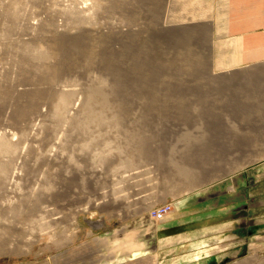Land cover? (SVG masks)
Here are the masks:
<instances>
[{
	"label": "rangeland",
	"instance_id": "obj_1",
	"mask_svg": "<svg viewBox=\"0 0 264 264\" xmlns=\"http://www.w3.org/2000/svg\"><path fill=\"white\" fill-rule=\"evenodd\" d=\"M170 22L0 0V264H264V76Z\"/></svg>",
	"mask_w": 264,
	"mask_h": 264
},
{
	"label": "crops",
	"instance_id": "obj_2",
	"mask_svg": "<svg viewBox=\"0 0 264 264\" xmlns=\"http://www.w3.org/2000/svg\"><path fill=\"white\" fill-rule=\"evenodd\" d=\"M155 10L156 21H203L212 47L210 56L228 59L222 73L243 69L264 76V0H155ZM221 43L227 48L216 49ZM261 217L264 212L261 213L260 207L249 209L247 218L253 222L252 233L259 230ZM90 223L94 230L105 226L101 220ZM122 239L113 250H120L133 241L130 234ZM200 257L197 258L201 260Z\"/></svg>",
	"mask_w": 264,
	"mask_h": 264
},
{
	"label": "bare ground",
	"instance_id": "obj_3",
	"mask_svg": "<svg viewBox=\"0 0 264 264\" xmlns=\"http://www.w3.org/2000/svg\"><path fill=\"white\" fill-rule=\"evenodd\" d=\"M87 2V1H86ZM86 5V4H85ZM68 6V5H67ZM68 8V7H67ZM87 8V7H86ZM83 13V12H82ZM170 22V21H169ZM174 22V21H173ZM179 22V21H178ZM166 23H168V22H166ZM171 24H172V22H170ZM175 23V22H174ZM186 24V23H185ZM189 24V23H188ZM166 26H167V24H165ZM101 29V28H100ZM60 99V101H61V99L62 100H68L69 99V97L68 98H65L64 99V97L63 98H61V97H59ZM59 101V102H60ZM66 102H68V101H65V102H62V104L64 105ZM61 103V102H60ZM67 104H69V103H67ZM66 106H68V105H66ZM59 107V106H58ZM61 107V106H60ZM59 107V108H60ZM62 112V111H61ZM60 114V113H59ZM65 116V115H64ZM40 122V121H39ZM37 126V125H36ZM37 128V127H36ZM29 137V136H28ZM240 155V154H239ZM49 161V160H48ZM52 162V161H51ZM184 166V165H183ZM145 169V168H144ZM135 170V169H134ZM14 172V171H13ZM15 173V172H14ZM13 173V174H14ZM128 173V172H127ZM135 174V173H134ZM142 175V174H141ZM124 177V176H123ZM128 177V176H127ZM141 177V176H140ZM148 177V176H147ZM13 178V177H12ZM22 178V177H21ZM137 178V177H136ZM23 179V178H22ZM126 179V178H125ZM129 179V178H128ZM3 181V180H2ZM12 181V180H11ZM7 182V181H6ZM153 183V182H152ZM30 184V183H29ZM41 184V183H40ZM43 184V183H42ZM146 184V183H145ZM157 184V183H156ZM24 185V184H23ZM136 185V184H135ZM158 185V184H157ZM3 186V185H2ZM21 186V185H20ZM26 186V185H25ZM35 186V185H34ZM16 187V186H15ZM27 187V186H26ZM7 188V187H6ZM23 190V189H22ZM27 190V189H26ZM40 190V189H39ZM21 191V190H20ZM24 191V190H23ZM22 192V191H21ZM140 192V191H139ZM18 193V192H17ZM29 193V192H28ZM146 193V192H145ZM148 193H149V191H148ZM16 195V194H15ZM150 195V194H149ZM137 196V195H136ZM144 196V195H143ZM146 196V195H145ZM17 198V197H16ZM120 199V198H119ZM144 199V198H143ZM117 200H118V198H117ZM139 200V199H138ZM111 201H113V200H111ZM48 209V208H47ZM46 211V210H45ZM42 219V218H41Z\"/></svg>",
	"mask_w": 264,
	"mask_h": 264
}]
</instances>
